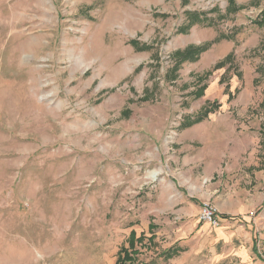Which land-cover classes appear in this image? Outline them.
<instances>
[{
  "label": "rangeland",
  "instance_id": "rangeland-1",
  "mask_svg": "<svg viewBox=\"0 0 264 264\" xmlns=\"http://www.w3.org/2000/svg\"><path fill=\"white\" fill-rule=\"evenodd\" d=\"M132 234L129 264H264V0H0V264Z\"/></svg>",
  "mask_w": 264,
  "mask_h": 264
},
{
  "label": "trees",
  "instance_id": "trees-1",
  "mask_svg": "<svg viewBox=\"0 0 264 264\" xmlns=\"http://www.w3.org/2000/svg\"><path fill=\"white\" fill-rule=\"evenodd\" d=\"M191 19L189 20V23L185 25H183L179 30L181 32H186L187 30L190 29V27L196 23V22H201L202 19L200 18V15L198 13H191ZM209 45H203V46H191L188 47L185 50L182 51H178L175 56H174V61H175V69H178L179 66L186 61H192V60H196L199 58V56L201 55L202 52H204ZM202 90L196 92V96L199 97L202 92ZM216 103V102H215ZM216 107V106H213ZM213 109L212 108H205V110L199 114L198 116H196L194 119H192L191 121L188 122V125L200 122L202 120H204L210 112H212ZM132 238L133 241H131V246L129 248L124 247L121 249V253H122V257L119 259V264H129L132 260V256L129 253V249L134 247V235L132 234ZM178 248H170L168 250H165L163 256L164 259L169 260L171 257H173L175 254L178 253ZM143 264H155L153 261L151 262H147V263H143Z\"/></svg>",
  "mask_w": 264,
  "mask_h": 264
},
{
  "label": "built area",
  "instance_id": "built-area-1",
  "mask_svg": "<svg viewBox=\"0 0 264 264\" xmlns=\"http://www.w3.org/2000/svg\"><path fill=\"white\" fill-rule=\"evenodd\" d=\"M199 220L210 224L212 227H220L222 219L218 208L212 202L206 201L201 205Z\"/></svg>",
  "mask_w": 264,
  "mask_h": 264
},
{
  "label": "crops",
  "instance_id": "crops-1",
  "mask_svg": "<svg viewBox=\"0 0 264 264\" xmlns=\"http://www.w3.org/2000/svg\"><path fill=\"white\" fill-rule=\"evenodd\" d=\"M223 211H226V210H223ZM228 214H229V212H228ZM225 215V214H224ZM230 219H232V215L230 216V217H226V219L224 220V221H222V223H221V226L219 227V228H215L216 229V235H217V237H218V239L219 240H222V238H223V236H224V232H225V228H226V226L224 225V223L226 222V221H228V220H230ZM234 219V218H233ZM202 231L201 232H203V230H204V232H203V234H206L207 233V231L210 229V225L209 224H207V223H202ZM213 230V229H212ZM208 236V235H207ZM209 237H210V234H209Z\"/></svg>",
  "mask_w": 264,
  "mask_h": 264
},
{
  "label": "bare ground",
  "instance_id": "bare-ground-1",
  "mask_svg": "<svg viewBox=\"0 0 264 264\" xmlns=\"http://www.w3.org/2000/svg\"><path fill=\"white\" fill-rule=\"evenodd\" d=\"M157 176V174L154 175V177Z\"/></svg>",
  "mask_w": 264,
  "mask_h": 264
}]
</instances>
